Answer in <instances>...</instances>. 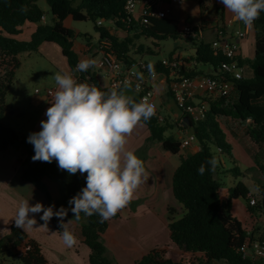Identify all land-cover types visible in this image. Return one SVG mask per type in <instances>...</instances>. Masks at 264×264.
Segmentation results:
<instances>
[{"label": "trees", "instance_id": "1", "mask_svg": "<svg viewBox=\"0 0 264 264\" xmlns=\"http://www.w3.org/2000/svg\"><path fill=\"white\" fill-rule=\"evenodd\" d=\"M38 1L0 0V62L5 68L4 74H0V153L23 145L31 164L24 168L22 163L21 179L32 184L49 203L51 195L44 178L58 182L66 195L68 205L66 208L74 219L68 201L86 186L87 174L81 175L77 172L70 175L67 171L61 170L55 160L51 163L34 162L33 145L27 142V138L3 123L8 111L6 97L13 83L15 71L20 67L19 55L37 52L43 44H56L60 47L70 71H74L79 60L73 50L75 33L64 26L67 18L75 22L93 21L100 40L110 41L116 56L127 65L134 62L131 42L112 35L106 27L98 26L99 20L105 23L112 21L121 30H135L141 36L158 42L182 37L177 32V27L165 18L142 16L135 19L128 16L124 9L125 0H46L52 15V25L43 22L45 13L39 7ZM213 1L200 0V10L205 12L207 2ZM30 24L37 25L30 40L19 39L23 28ZM200 25L201 37L184 39L193 42L196 47L195 55L190 58L196 66L190 69L183 63L180 75L189 79L200 76L224 78L225 75L220 71L224 57L220 50L213 49L214 42L220 41L225 34L223 18L220 17L218 24L214 26L207 20H202ZM252 27H255L258 33L255 54L251 60L240 59V64L250 66L253 77L234 81V97L228 98L216 93L207 95L203 98L208 103L206 117L197 123L188 119L187 127L192 129V135L201 148L193 156L182 159L174 173L173 194L183 206L184 213L180 218H176L174 210L169 209L168 229L171 242L189 258H181L175 262L167 257L166 249L161 248L150 251L136 264H249L243 260L240 248L248 239H254V235L253 233L249 235L243 224L233 215L232 203L242 198L248 201L249 213L258 212L264 215V165L257 164L262 177V181L254 186L257 193L239 182L230 189L225 202L221 198V186L215 175L221 164L217 156L218 149L221 150L219 154L233 158L231 145L227 142V134L223 128L231 130L232 121L247 125V134L253 144L260 148L264 146V11L253 22ZM146 50L152 52L149 54L156 55L152 49ZM140 52L143 53L144 50ZM184 62L188 63L189 60L184 59ZM203 66L208 70H204ZM94 69L90 67L87 72H79L77 82L88 83L102 91H109L110 89L100 84L98 73ZM152 69L165 74L169 85L171 73L163 62H158ZM141 123L149 129V142H160L163 149L172 155L179 153L180 141L172 136H165L166 132L174 127L168 120L161 123L158 116L154 115L150 120ZM213 156L219 161L215 171L206 170L203 175L198 174L200 165L205 164L207 168L206 161ZM234 170L239 174L238 168ZM250 195L256 198L257 205L254 207L249 205ZM119 217L120 212L102 222L98 214L87 216L81 212L80 219H74L81 224L83 243L90 249V264H112L106 256V248L101 237L109 223ZM50 222L54 230L62 236V228L57 217L53 216ZM39 223L43 225L44 221L39 218ZM0 255L17 258L22 264H50L43 255L41 245L29 238L23 229L16 227L15 223L10 227L9 236L0 240Z\"/></svg>", "mask_w": 264, "mask_h": 264}, {"label": "crops", "instance_id": "2", "mask_svg": "<svg viewBox=\"0 0 264 264\" xmlns=\"http://www.w3.org/2000/svg\"><path fill=\"white\" fill-rule=\"evenodd\" d=\"M199 1L200 0H184L182 4L173 5L166 0H163L156 6V9L157 11L165 13V19L170 20L171 23L177 27V32L179 31L181 25L185 23L188 24V19L194 12L195 8H198L203 15L200 16V20L198 22L190 25L198 26L201 24L202 20H207L214 26L218 24L220 17H222L225 24V33L228 37L231 35L234 36L237 31L244 28V24L242 22H233L231 13L225 10L223 4L220 3L219 0L207 2L208 6L205 12L200 10ZM139 8L140 11L134 14L135 19H139L142 14V7L140 6ZM104 23L105 22H103V24ZM108 23L109 26L105 27L112 35L118 37L119 39H121V35H125V37L121 40L128 39L131 42V39L129 38L130 35L135 34L136 37L141 36V34L135 30H121L117 28L112 21H109ZM36 27V24H30L26 25L23 29L31 28L30 34H32L36 30ZM257 34V29L255 27H251L247 36L240 42L239 58L242 61H244V57L249 58V60L253 59ZM98 37L99 39L96 44H93L89 37H86L85 41L82 42L74 40L73 50L77 54L79 61L84 58L95 59L96 61L100 59L101 55L98 52L100 36L98 35ZM19 39L21 38L19 37ZM177 40H180L181 44L178 46L179 49L186 46L183 44V41L185 42L186 40L182 38H178ZM191 43L192 46L188 47L189 50L186 49L187 55H185V52L183 53L182 51H172L169 59H179L187 68H194L196 64L190 60V58L195 55L196 47L193 42ZM141 50H144V52L141 53ZM149 53L152 52L146 50L142 45H138V47L133 50L131 48V55L134 62H145L144 56L151 55ZM153 53L156 52L154 51ZM184 59H188L189 62L185 63ZM158 62L146 63L153 67ZM94 68V70L98 73L100 84L103 87H107L108 80L105 70L97 69L95 66ZM204 70H208V68L206 67ZM66 73L71 74L68 65ZM246 74L248 76L247 78H252L253 70L246 72V69H244V77ZM167 79L168 77L165 74L159 73L156 79L149 82V85L156 93L155 102L157 106V113L165 120H167L166 117L162 116L160 111L171 109L170 102L174 100L169 92ZM123 91H125L127 95L132 96L135 100L138 99V95L132 87H128L127 89L124 88ZM36 93L37 94H34L32 97V105L34 108L40 110V114L37 118V126L34 128L33 132H39L41 130V121L47 119L45 113L47 108L51 106L50 103L45 102V100L41 98L42 96H47V94L41 95L39 92ZM232 96L234 97V94ZM51 99L52 97L49 98V101H51ZM45 104L47 107H42ZM173 115L174 118L169 120V122H172L171 124L174 125L173 128L177 131L174 136H170L174 137L181 143L192 135V129L189 127H179V121L182 116L180 111L174 113ZM231 127L235 133L237 131H242L243 128L247 129V125H242L233 121L231 122ZM223 128L226 134L227 131H230L225 127ZM230 134L235 137L239 143L243 144L247 153V163L248 165L253 166V161L260 152V147L256 145L249 147L240 133L237 134V136H235L234 133ZM165 136L169 137L167 134H165ZM149 137V129L142 123H140L128 137V144L126 145V148L133 151L144 161L146 174L149 179L146 183L139 186L134 193L130 204L120 211V217L112 220L109 223L107 230L102 234L101 240L106 248V256L112 264H136L138 260L150 251L161 248H165L167 257L175 262L179 261L181 258H189L188 255L184 254L170 240L168 229L169 209L174 210L176 218H180L183 215V206L176 200L173 194L174 173L179 167L182 159L191 157L198 153L201 147L196 140L191 142L188 146L180 148L178 154L172 155L163 149L160 142H149ZM26 156V150L23 145L0 153V239L4 238L1 235L10 232L11 225L15 223V215L21 201L27 200L31 205L40 202L45 207L54 205V211L61 207L60 203L63 200V192H61V185H59V183L48 178H44V183L48 187L51 195V202L49 203L45 196L32 184L20 177L15 179L17 174L16 170L20 169L19 167ZM229 158L230 161L234 163L235 169L238 168L239 175H241L242 172L236 163V159L231 157ZM222 167L223 164L221 163L219 169ZM249 169H252V167ZM219 173L220 171H217L216 175ZM235 201H233V203ZM41 215L42 213L35 215L37 223L33 226L34 228L23 230L29 235V238L36 240L41 245L42 252L46 260L50 264H90V249L83 243L81 224L75 220H70L68 217L64 218L65 223L70 220L66 224L69 231L76 234L80 233L79 237H76V244L69 248L64 245L62 237H41L44 236L46 232L51 231L54 235L57 233L50 221L48 222L47 227H42L44 224L42 225L39 223ZM254 232L255 229L253 230V235ZM255 235L254 238H260L255 237Z\"/></svg>", "mask_w": 264, "mask_h": 264}, {"label": "clouds", "instance_id": "3", "mask_svg": "<svg viewBox=\"0 0 264 264\" xmlns=\"http://www.w3.org/2000/svg\"><path fill=\"white\" fill-rule=\"evenodd\" d=\"M232 15L233 22L251 25L264 11V0H219ZM95 59L84 58L76 65V71L87 72L96 66ZM150 72L152 71L149 65ZM154 74V73H153ZM142 79V74L137 73ZM56 90L46 110V120L41 121V130L30 133L27 142L34 147L32 160L51 163L55 160L61 170L70 175L79 172L86 175V186L68 204L73 218L80 219L98 214L106 221L126 208L139 186L149 179L144 161L128 150V137L141 123L155 115V105L147 101L137 102L125 91L113 87L102 91L95 85L77 82L70 73H56ZM129 84L125 82L124 88ZM138 87V86H137ZM218 159L213 156L201 164L198 174L214 172ZM54 205L45 207L37 202L31 205L23 200L15 215V225L24 230L34 228L35 215L42 213V227L57 217L62 228L64 245L71 248L77 242L76 236L66 227L64 218L68 209L61 206L54 211Z\"/></svg>", "mask_w": 264, "mask_h": 264}, {"label": "rangeland", "instance_id": "4", "mask_svg": "<svg viewBox=\"0 0 264 264\" xmlns=\"http://www.w3.org/2000/svg\"><path fill=\"white\" fill-rule=\"evenodd\" d=\"M38 5L45 13V20L43 22L47 25H52V15L50 13V9L46 0H39ZM139 7L140 6L137 7L136 12L140 11ZM201 15L203 14L198 10V8H195L194 12L188 19V24H194L198 22ZM64 26L71 29L75 33V41L82 42L85 41L86 37H89L90 41L93 44H96L99 39V34L95 29V23L93 21L89 20L86 22H75L71 18H67L64 21ZM105 26H109V23L106 22L102 25V27ZM23 30L24 31H22V34L19 35V37L24 41H29L31 36V28ZM124 37L125 35H121V39H123ZM129 38L131 39L132 50L138 47V45H142L145 49L150 48L157 53V55H145V63L167 61L169 60V56L172 51H182L183 53L185 52V55H187L186 49L192 46L191 42H184L183 40L181 41H183V44L186 46L179 49L178 46L181 45L180 40L169 39L158 42L154 41V39L152 38H148L145 36L136 37L135 34L130 35ZM18 59L20 61V67L17 71H15L13 83L6 97V106L8 111L5 119L3 120V123L16 130L22 137L28 138L29 134L33 133L34 128L37 126V118L40 114V110L34 108V106L32 105V97L34 94H37L35 90H38L39 94L41 95L46 94L48 90H56L54 76L58 72L66 73L67 61L62 56L60 47L56 44H43L39 48V51L33 53H23L19 55ZM244 60H249V58L244 57ZM4 69L5 68L2 67V63L0 62L1 75L4 74ZM244 69H246V72L252 70V68L246 64H244ZM247 77L248 76L246 74L245 78ZM170 106L171 109L160 111L161 115L166 117L168 121L173 119V114L179 111L174 100L170 102ZM42 107L47 106L45 104ZM176 131L177 130L175 128H172L169 129L166 134L167 136H174ZM238 132L239 131L235 133L233 129L227 131L226 139L227 142L231 145L232 156L236 159V163L239 166L242 174L239 175L236 173V171L234 170L235 165L230 161V158L227 155L217 153V156L219 157L220 162L223 164V167L218 170V172L220 171V173L215 176L221 186L220 195L224 202L228 199L230 189L235 187L239 182H242L246 186H249L252 192L257 193L254 184H259L262 181L261 174L257 169V164L264 165V146L260 148V152L256 156V159H254L253 161V166L248 165L247 153L244 149L243 144L239 143L238 140H236L235 137L231 136L230 133H234L235 136L240 133L245 140V143L249 145V147L254 144L248 136L246 128H243L242 131H240L239 133ZM22 163L24 168H28L31 164L27 156L24 158V161ZM21 165L19 168L22 167ZM251 167L252 169H249ZM21 171L22 169L16 170L17 174L15 176V179L19 177L21 178ZM60 189L61 192H63V200L61 201L60 206L66 208V195L62 190V187H60ZM247 206V200H244L242 198L236 200L233 203V215L243 224V227L248 232V234L253 233V230L255 229V237H264V215L258 212L249 213ZM67 217L70 220H74L72 219L69 211ZM9 234L10 232L1 236L6 238L9 236ZM73 234L76 237H79L80 233ZM41 237L62 236H60L58 233L54 235L50 231L46 232L44 236ZM0 264L22 263L17 258H13L8 255H0Z\"/></svg>", "mask_w": 264, "mask_h": 264}, {"label": "built area", "instance_id": "5", "mask_svg": "<svg viewBox=\"0 0 264 264\" xmlns=\"http://www.w3.org/2000/svg\"><path fill=\"white\" fill-rule=\"evenodd\" d=\"M163 0H125V12L128 16H133L136 13L138 6L142 7V16H157L158 18H165V13L157 11L156 6ZM170 4L179 5L184 0H166ZM45 20V16L43 17ZM253 24V23H252ZM251 25H245L244 28L237 31L234 36L228 37L223 34L220 41L214 42L213 49L220 50L224 57L221 63L220 71L225 75L224 78H212L209 76H200L196 78H185L180 75L183 62L179 59H169L163 61L164 65L169 69L170 83L168 85L179 111L182 116L179 121V127H187L188 119L194 122L203 120L208 112V103L203 100L207 95L216 93L226 97H232L235 92V80L244 78V67L240 64L239 52L240 42L247 36ZM98 26L103 25V21L97 22ZM179 35L183 39L199 38L202 36L201 25L193 26L190 24L181 25ZM98 52L101 57L97 60L96 68L105 70L108 84V89L118 87L119 90L124 89V84L127 82L129 87H132L137 95L138 102L147 101L155 105V115L158 116L159 121L164 122V118L157 113L156 93L149 85V82L156 79L158 72L149 70V65L144 61H137L131 65H127L121 61L115 54L113 46L108 40H100L98 43ZM76 69V68H75ZM79 72L71 71L74 79L77 81V74ZM137 73L142 74L140 79ZM154 73V74H153ZM228 77V78H227ZM138 86V87H137ZM36 92H39L36 90ZM54 90H48L47 96L52 97ZM196 141L194 135H190L187 139L181 142L180 148L188 146L191 142ZM220 153L221 150L218 149ZM249 205L254 207L257 205L256 198L249 196ZM250 235V234H249ZM240 254L249 264H264V237L248 239L240 248Z\"/></svg>", "mask_w": 264, "mask_h": 264}, {"label": "water", "instance_id": "6", "mask_svg": "<svg viewBox=\"0 0 264 264\" xmlns=\"http://www.w3.org/2000/svg\"><path fill=\"white\" fill-rule=\"evenodd\" d=\"M202 68H203V69H205L206 67H205V66H203ZM214 264H217V263H214Z\"/></svg>", "mask_w": 264, "mask_h": 264}]
</instances>
